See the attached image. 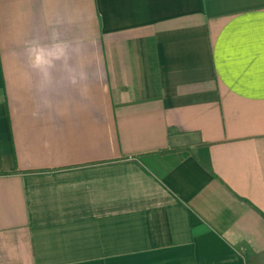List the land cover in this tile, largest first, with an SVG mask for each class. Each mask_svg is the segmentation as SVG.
<instances>
[{
  "label": "crops",
  "instance_id": "1",
  "mask_svg": "<svg viewBox=\"0 0 264 264\" xmlns=\"http://www.w3.org/2000/svg\"><path fill=\"white\" fill-rule=\"evenodd\" d=\"M0 264H264V0H0Z\"/></svg>",
  "mask_w": 264,
  "mask_h": 264
},
{
  "label": "clouds",
  "instance_id": "2",
  "mask_svg": "<svg viewBox=\"0 0 264 264\" xmlns=\"http://www.w3.org/2000/svg\"><path fill=\"white\" fill-rule=\"evenodd\" d=\"M78 52L79 48L62 39L55 29L46 40L36 37L26 43L25 53L29 65L41 77V91L52 85L53 72L58 68L62 74L57 83L67 80L69 84L77 85L87 78L84 71L72 64L73 55Z\"/></svg>",
  "mask_w": 264,
  "mask_h": 264
}]
</instances>
